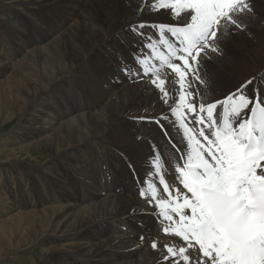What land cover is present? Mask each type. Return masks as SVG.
<instances>
[{
    "label": "bare ground",
    "instance_id": "1",
    "mask_svg": "<svg viewBox=\"0 0 264 264\" xmlns=\"http://www.w3.org/2000/svg\"><path fill=\"white\" fill-rule=\"evenodd\" d=\"M167 1L0 0L4 5L0 13V75L7 71L19 72L24 68L31 75L26 78L25 88H15L17 93L12 95L14 107L25 98L28 99L26 105L29 107V101L36 96L30 110L32 114L23 117L14 132L16 136L14 133L11 136L12 140L18 144L19 136L29 139L31 134L38 131L51 132L53 134L38 136L25 146L30 147L46 138L54 152L52 160L40 165L42 169L34 183L27 181L25 187L23 185L27 191L24 199H19L18 193L21 180L12 184L8 190L6 185H10L7 181L10 176L2 173V176L7 177L2 181L0 175V184L3 186L0 187V221L5 222L2 217L11 212L15 214L10 217L11 223L17 216L40 213L39 221L29 224L28 232L35 233L45 225L44 228L50 230L45 239L50 249L57 247L56 244L61 247V243L66 241L75 247L70 252H59L57 262L51 264H197V261L199 264H216L211 260L217 254L216 247H211L209 257L205 258L203 252L206 249L202 252L197 244L181 242L171 232L163 233L159 225L168 220L161 221L158 218L157 205L165 198L159 188L155 200L149 189L144 191L136 184V180L143 176L151 182L154 180L155 184L157 176L154 179L152 164L158 159L169 187L176 190L181 188L177 177L179 168L183 167V158L189 163V158L191 162L200 160L197 156L199 154L208 160L202 149L190 144L180 119L170 112V107L179 104L178 98L183 91L173 72L178 63L171 70L163 69L154 74L155 68L162 65L160 59H149L155 58L154 53L159 52L156 38L158 30H154L155 37L148 40L152 44L151 49L141 45L136 34L130 30L138 33L137 26L144 23L147 27L142 31L146 33L150 24H163L159 18L165 14L172 21L166 24L173 25L169 31L171 42L186 49L189 43L180 39L174 25L185 27L196 23L197 20L192 19L195 13L189 11L191 8L166 4ZM243 2L248 8L237 11V15L248 14L250 11L252 14L249 17H255L258 24L252 25L254 31L264 35V17L259 16L257 11L263 6L264 0ZM256 4L261 6L255 8ZM234 5L239 9L242 4L236 2ZM49 9L52 10L46 17L43 10ZM177 20L179 23H175ZM226 24L222 19L220 27ZM157 29L163 28L159 26ZM250 31L241 29L236 34L242 36L250 34ZM218 33H222V36L218 35L221 42L228 40L231 45H237L225 29ZM169 34L165 43L170 39ZM213 42L216 44V36L210 41L209 47L201 51L204 58L201 62L206 66L208 74L201 72L194 78L196 73L192 74L191 66L188 65L189 72L183 81V89L188 90V95H181L180 110L183 112V107H189L191 111L187 103H192L198 109L204 105L203 115L206 118L208 104L224 100L232 108L240 101L239 95L242 94L251 98L249 106L244 108L241 104L237 112L239 115L234 113L231 119L234 125L244 123L254 101L261 103L264 95L260 85L264 61L260 68L250 73H241L242 70L237 67L241 66L239 60L236 61L235 54H231L237 53L238 47L232 46L234 50L230 52L231 57L225 62V67L216 66L209 62L207 56V53L213 52ZM201 43H205L203 38L196 44L199 46ZM131 46L148 56V59L137 60L142 73L138 80L125 79L114 67L121 59L133 62L128 55L133 48ZM254 47L262 51L260 45L255 44ZM170 63L165 58L163 66ZM219 76L223 79L222 84L213 79ZM20 77L16 75L14 78ZM7 81H1L0 87ZM38 83L40 86L29 98L30 90ZM223 84L224 87H221ZM245 85L246 88L243 87ZM237 89L240 92L233 100H226ZM252 89L259 93L254 92L249 96ZM165 92L168 93L170 104L162 99ZM55 102L59 105L55 107L58 111L54 115L51 107ZM222 107L218 104L214 110L216 117L220 116ZM43 115L48 116V119H44ZM162 116L169 118L161 120ZM188 116L191 121L190 114ZM144 118L150 120L140 121ZM155 120H160V124L152 122ZM190 124L193 127V123ZM158 126L161 129L167 128L168 131L164 133L168 135V140L161 139ZM146 137H152L149 142L158 147L154 148L155 153L143 141ZM120 148L131 151L125 155ZM6 155H13V151L8 150ZM99 155L107 163L110 162L113 168L110 182L99 179ZM115 163L118 169H114ZM145 184V180H142L139 186L144 187ZM37 193L45 197L44 205L35 200L31 203L26 200ZM17 204L21 207L30 206L33 210H18L15 207ZM37 207L45 209L36 210ZM153 243L156 244L155 248ZM184 249L186 251L181 255ZM6 252L4 257L7 256ZM226 255L230 257L228 253ZM228 257L220 256L218 263L225 264L227 261L230 264ZM249 262L248 251L245 249L239 263Z\"/></svg>",
    "mask_w": 264,
    "mask_h": 264
},
{
    "label": "rangeland",
    "instance_id": "2",
    "mask_svg": "<svg viewBox=\"0 0 264 264\" xmlns=\"http://www.w3.org/2000/svg\"><path fill=\"white\" fill-rule=\"evenodd\" d=\"M244 1V0H243ZM257 5V4H256ZM255 5V8H259L261 6L258 4ZM264 6V4H263ZM261 6V8L258 11V15L261 17H264V8ZM233 7H236L234 5ZM4 8V5L0 3V13L2 12ZM232 9V8H231ZM49 10H43V13L46 14V17H48ZM172 13V12H171ZM252 13L248 11V14L245 13H239L237 15V12H230V20H235L236 23L232 24L230 22H227L226 26L223 28L226 30V32L231 34L232 39L237 43V45H231V43L228 40H225V42H221V37L217 39L216 44H214V47L216 50L210 53H207V56L210 58L209 62L215 63L216 66L225 67V62L230 60V52L234 50V46L238 47V52H233L231 54H235L236 61L239 60L240 65L238 68L239 70H242L243 72H252L254 69H258L261 67L263 61H264V35H258L257 32L254 31V28L252 25L257 24L255 17L250 18L249 16ZM162 17L159 18L163 24L159 25H153L150 24L148 27V35L141 36L140 34L136 33L135 30L130 29L133 33L136 34L137 41L143 45L147 49L152 48V44L148 40H152V37H155V31H157V27H168L169 24H166L167 22H172L166 15H161ZM250 18V19H249ZM246 21V22H245ZM150 22V21H147ZM175 23H179L177 20ZM222 23V22H221ZM250 23V25L248 24ZM174 24V23H172ZM248 26H246V25ZM258 25V24H257ZM241 29H251L250 34H242V36H239L236 34V32H240ZM155 30V31H154ZM221 30V29H220ZM220 32V31H219ZM2 33L0 28V34ZM219 36H222V33L219 34ZM146 37L147 40L144 38ZM156 38L158 39V35H156ZM162 39L164 41H167L168 34L163 35ZM221 42V43H219ZM177 45L176 42H172ZM258 44L262 47V51L255 50L254 45ZM196 46L198 44L195 43ZM233 46V47H232ZM133 47L128 55L130 56V59H133V62H127L125 60L118 61L115 63V69L127 80H138L141 76V68L137 65V60L142 59H148V56L144 52H140L136 50V47ZM217 51V52H216ZM100 54V52H99ZM208 58V59H209ZM199 60H197L198 63ZM152 64V63H151ZM154 67V65H152ZM213 66V64H212ZM235 67V65L233 66ZM70 71V68L68 69ZM206 66L205 68H201L199 72L206 73ZM68 71V72H69ZM213 71V69H211ZM23 72V75H22ZM212 74H214L212 72ZM16 75L21 76L20 78H14ZM13 76V77H12ZM28 76V77H27ZM31 76V75H30ZM28 75L27 70L21 69L19 72H4L0 75V82L8 79L7 82H10L3 87H0V175L2 176V173H8L10 176L8 179L5 176H2L1 180L7 179V181L10 183L6 185V188L9 190V188L14 184L16 181L21 180V185L18 188L19 193V199H24L25 195L24 193L27 191L24 190L25 182L27 181H35L36 175L39 174V171L42 169L40 165L46 164L47 161H50L53 159L54 152L50 149L49 144L47 142V139L45 138L42 142H36L33 143L30 147H26L25 145L28 143H31L34 138L38 136H47L50 134H53L51 132L47 131H38L36 134H31L29 139H25L23 137L18 138V144L14 143L12 140V134L16 132V130L19 127L20 122L22 121L23 117L27 114H32L31 109L33 108V103L36 100V96L34 99L29 101V107L26 105V102L28 99L25 98V100L22 102H19L16 107L12 104V100L14 99L13 96H15L16 89L25 88L26 86V78L30 77ZM215 81L217 80L219 84L223 83V79L219 77H213ZM28 80V79H27ZM36 81V80H35ZM260 82L261 87L263 88V82H264V72L260 74ZM19 85V86H18ZM216 85V83L214 84ZM18 86V87H16ZM40 86V83L34 84V87L29 92V98L32 97V95L35 93L36 89ZM221 87H224V84L221 85ZM3 88V89H2ZM16 88V89H15ZM217 89V88H215ZM254 92L257 94L259 93L256 89H252L251 93H249V96L252 95ZM13 95V96H12ZM192 97H194V93L192 94ZM264 98V95H263ZM58 102V101H56ZM52 106L51 111L55 113L58 110H55V107H57L59 104H56ZM59 103V102H58ZM27 106V107H26ZM3 108V111L1 110ZM58 109V108H57ZM10 110H12L10 112ZM44 119H48V116L43 115ZM150 119L144 118L140 119V121H149ZM158 131L161 134V139L168 140L169 137L164 133V131L158 126ZM16 136V133H14ZM38 134V135H37ZM6 138V139H5ZM152 137H146L143 141H145L150 147L151 150L154 152V148H157V146H154L155 143L151 144L149 140H151ZM8 144H6V142ZM6 144V145H5ZM45 144V145H44ZM18 145V146H17ZM169 145V144H168ZM18 147V149H17ZM171 147V146H170ZM12 150L13 155H6L7 151ZM121 153L125 155H129L128 148H120ZM4 151V153H2ZM131 158V156H130ZM128 159V157H127ZM127 159H125L127 161ZM130 160V159H128ZM4 161V162H3ZM6 161V162H5ZM46 161V162H45ZM130 162V161H129ZM128 162V163H129ZM129 165V164H128ZM131 166V165H130ZM114 169H118L117 163L113 164ZM152 172L153 167H152ZM21 178V179H20ZM113 178V168L109 163H107L102 155H99V179L102 182H110ZM145 178V179H143ZM155 179V174H154ZM141 180V181H140ZM142 180H145L144 187H140L139 184H142ZM151 183V181L146 177L143 176L142 179L136 180V184L138 185V188L145 190V188L148 187V184ZM35 184L38 185L37 182ZM34 184V186H35ZM24 185V187H23ZM0 187L2 186V183L0 184ZM119 192H122V190H119ZM1 193V192H0ZM7 197H9V194H7ZM29 203H31L33 200L39 202L40 205H44L46 203V199L44 196L38 195V193L30 196L26 199ZM18 208V210L21 211H32L33 209L30 208V206L27 207H21L18 206V204L15 206ZM45 209L42 207H37L36 210ZM15 214L13 212L7 213L2 217L3 220H6L5 222L0 221V264H32V261H34V264H51V262L56 263L58 260V254L59 252H66V251H72L75 247L70 241L62 242L61 247L60 245L56 244L57 247L54 249H50L48 244V241L45 240L46 236L50 233L49 228L45 229V225L35 233L28 232V226L32 222H37L40 219V213L38 214H31L26 216H17L12 223L10 222V217L14 216ZM2 222V224H1ZM4 251H7V256L4 257ZM50 253V254H48ZM53 260V261H52Z\"/></svg>",
    "mask_w": 264,
    "mask_h": 264
},
{
    "label": "snow or ice",
    "instance_id": "3",
    "mask_svg": "<svg viewBox=\"0 0 264 264\" xmlns=\"http://www.w3.org/2000/svg\"><path fill=\"white\" fill-rule=\"evenodd\" d=\"M232 7L233 12L243 11L248 8V5L242 4L239 9ZM189 11H193L195 13L192 16V19L196 21L199 19L201 22L199 24L194 23L191 31L184 34V40L196 42L204 39L205 43L202 46V49H207L209 47L210 41L209 37L215 38L213 35L212 24L215 22L213 18H211L207 7H202L200 4H195ZM211 18L212 24H208V19ZM223 21L230 22L235 24V20H230L229 15L225 14L223 16ZM147 27L146 24L141 23L137 26L138 34L141 36H146L148 33H144L142 30ZM219 27V24H217ZM213 51L216 49L213 48ZM139 51V49L137 50ZM202 53H192L190 51L182 54L180 59L182 60V64L178 63L174 68L173 72L177 75L180 83V87L183 90L182 94L184 97L188 95V90L183 89V81L185 74L189 72V63L195 62L197 57H199ZM194 71V70H193ZM155 84V81L152 82ZM248 83H251L249 81ZM246 88V85L243 86ZM240 92V89H237V92L232 93L229 95L226 100L231 101ZM181 95L178 98L179 104L174 107H170V112L174 114L177 118L180 119L181 126L185 127L186 134L188 135V130H191V137L194 138V130L190 127H187L185 121L189 118L188 114L191 116V123L200 125L199 136L202 137L205 141H208L209 144L212 142L209 140L208 134L205 132V127L211 128L213 124L218 123V120L214 118V110L217 109L218 104L223 105L225 103L224 100L211 103L207 105V113L206 119L209 121H213V124H205V116L203 115L205 112L204 105L199 106V111L192 103H187L191 106V111L189 107H183V112L180 110V100ZM165 103L170 104L168 101V93L165 92L164 96L162 97ZM251 98H246L245 95H239V100L244 108H248ZM261 103H264V98H261ZM259 108V115H257L256 108L250 109V115L255 117L254 128L258 129L259 135L262 140H264V107H260L259 104L257 105ZM235 111V109H234ZM182 113V115H181ZM225 114L226 110H225ZM239 115V113H237ZM168 116H162L161 120H167ZM154 123L160 124V120L152 121ZM227 122V121H225ZM246 123H252L249 119ZM239 127L241 130L245 128V123H240ZM163 131L167 132V128H163ZM217 141L220 140L219 133H215ZM243 135V132H242ZM189 142L192 141L189 135ZM251 140H252V132L249 131L247 136L244 137L245 143L251 147ZM221 150L223 156L221 158H217L215 150L209 148L207 151V155H209L213 160H215L216 166L209 169V162L205 160L203 156H199L200 159L199 164L193 165L191 162V158H189V163L187 165L189 171L185 172L183 168H179V175L177 177L180 184H182V188H177L176 190L171 189L167 184H165L164 190L168 192L170 195H174L176 199H180L183 196L184 204L183 206H178L177 208L172 209L173 212H181L183 217V208H191L193 215L197 214V209H199V219L193 221L191 224H188L187 219H184V223L187 227L192 228L194 225L198 227V229L202 232L208 231L209 224L205 222H200L196 224V222L201 221V217L205 215V202L210 204L214 210L216 217L218 218L228 207L232 204V197L230 193L233 191L236 185H239L240 188L244 189L247 192H256V181H260V188H264V152L260 154V157H257L254 153L245 154L241 151V144L239 138L234 140L233 142L229 143L228 145H221ZM195 153V149H193ZM204 169V175L202 176L197 170ZM259 170V174L257 173ZM206 177V178H205ZM259 188V189H260ZM184 190L187 193L191 194V196L195 197V201L191 204L188 202L187 196L184 194ZM161 203H165L161 201ZM163 211V208H162ZM164 219L169 220L170 217L167 215V212H164ZM214 237V238H213ZM208 239H211V242L217 246V254L211 257L212 261H215L218 256H225L228 251L231 250L233 244L235 243V238L232 236L231 233L227 231H223L221 229H216L214 234L210 236ZM205 247V241L202 242ZM253 246H264V241L260 240L259 237H256L253 241L250 242ZM200 248L201 245L199 244ZM153 247H156V244L153 243ZM249 250H252L251 248ZM186 249H184L183 253L180 252L181 255H184ZM211 249H206L203 252V256L205 258L209 257V252ZM230 264H235V261L228 257ZM199 264V261H197ZM225 264H228L226 261Z\"/></svg>",
    "mask_w": 264,
    "mask_h": 264
}]
</instances>
